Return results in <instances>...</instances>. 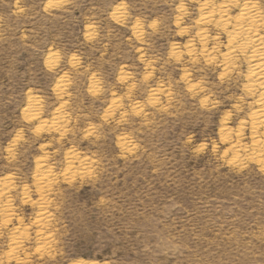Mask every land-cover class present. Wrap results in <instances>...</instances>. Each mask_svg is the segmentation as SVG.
Returning a JSON list of instances; mask_svg holds the SVG:
<instances>
[{
	"label": "rangeland",
	"instance_id": "374dc122",
	"mask_svg": "<svg viewBox=\"0 0 264 264\" xmlns=\"http://www.w3.org/2000/svg\"><path fill=\"white\" fill-rule=\"evenodd\" d=\"M0 264H264V0H0Z\"/></svg>",
	"mask_w": 264,
	"mask_h": 264
},
{
	"label": "trees",
	"instance_id": "16d2710c",
	"mask_svg": "<svg viewBox=\"0 0 264 264\" xmlns=\"http://www.w3.org/2000/svg\"><path fill=\"white\" fill-rule=\"evenodd\" d=\"M8 1H13V0H8ZM184 199H185V200H187V198H186V197H185Z\"/></svg>",
	"mask_w": 264,
	"mask_h": 264
}]
</instances>
